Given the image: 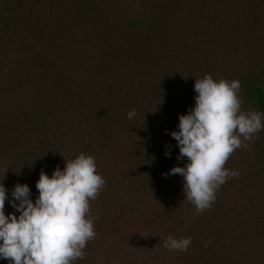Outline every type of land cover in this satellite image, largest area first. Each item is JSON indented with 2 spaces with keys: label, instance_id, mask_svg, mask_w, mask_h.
Instances as JSON below:
<instances>
[{
  "label": "trees",
  "instance_id": "1",
  "mask_svg": "<svg viewBox=\"0 0 264 264\" xmlns=\"http://www.w3.org/2000/svg\"><path fill=\"white\" fill-rule=\"evenodd\" d=\"M205 74L238 80L241 110L264 113V0H0V183L34 201L41 170L95 158L96 235L73 264L137 228L191 237L175 264H264V128L203 211L181 174L162 175L187 161L170 133Z\"/></svg>",
  "mask_w": 264,
  "mask_h": 264
},
{
  "label": "clouds",
  "instance_id": "2",
  "mask_svg": "<svg viewBox=\"0 0 264 264\" xmlns=\"http://www.w3.org/2000/svg\"><path fill=\"white\" fill-rule=\"evenodd\" d=\"M193 88L194 106L178 115V130L170 133L179 148L177 159L187 161L162 175L181 174L184 198L200 212L211 206L228 177L239 175L225 168V162L235 149L247 148L244 141L264 128V113L241 110L236 79L216 80L205 74L195 79ZM126 115L133 118L135 110ZM96 168L93 156L79 153L64 159V167H55L51 175L41 170L34 201L26 183L14 184L10 198L0 183V259L8 264H73L83 259L86 242L96 235L88 216L89 201L105 183ZM6 199L15 213L5 214ZM190 244L191 237L171 234L163 241L169 250L185 251Z\"/></svg>",
  "mask_w": 264,
  "mask_h": 264
},
{
  "label": "rangeland",
  "instance_id": "3",
  "mask_svg": "<svg viewBox=\"0 0 264 264\" xmlns=\"http://www.w3.org/2000/svg\"><path fill=\"white\" fill-rule=\"evenodd\" d=\"M169 234L182 237L162 228H137L130 239L106 237L100 241L92 264H175L178 250L163 247V241Z\"/></svg>",
  "mask_w": 264,
  "mask_h": 264
}]
</instances>
